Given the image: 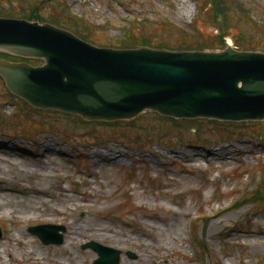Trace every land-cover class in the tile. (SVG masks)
I'll list each match as a JSON object with an SVG mask.
<instances>
[{"label":"rangeland","instance_id":"rangeland-1","mask_svg":"<svg viewBox=\"0 0 264 264\" xmlns=\"http://www.w3.org/2000/svg\"><path fill=\"white\" fill-rule=\"evenodd\" d=\"M4 1L0 15L29 17L25 0ZM208 2L36 7L72 19L100 44H120L127 29L174 47H211L227 32L240 47L264 44V0ZM39 110L12 96L0 77V263L35 264L38 256L39 264H95L102 245L121 250V264H264V122L173 121L152 112L106 124ZM34 185L51 198L41 200ZM169 209L179 210L170 221ZM95 222L113 230L91 239L70 233ZM41 224L63 225L52 228L63 241L44 244L29 231Z\"/></svg>","mask_w":264,"mask_h":264},{"label":"water","instance_id":"water-1","mask_svg":"<svg viewBox=\"0 0 264 264\" xmlns=\"http://www.w3.org/2000/svg\"><path fill=\"white\" fill-rule=\"evenodd\" d=\"M0 52L44 60L35 67L0 57L8 88L39 109L104 121L130 120L144 110L173 118L264 119L262 50L113 48L50 22L4 16ZM43 229L34 231L44 243L63 240L49 225ZM100 252L101 264H119V250Z\"/></svg>","mask_w":264,"mask_h":264},{"label":"bare ground","instance_id":"bare-ground-1","mask_svg":"<svg viewBox=\"0 0 264 264\" xmlns=\"http://www.w3.org/2000/svg\"><path fill=\"white\" fill-rule=\"evenodd\" d=\"M21 172L24 171L23 168H20ZM7 188V187H5ZM31 190L33 191H36L40 196V198H42L41 200L45 199V197H49L51 198V195L48 194V196H45V188L44 187H36V185L31 186L30 187ZM45 196V197H44ZM12 198V196H11ZM9 203V201H7ZM45 202H47V200H45ZM5 204V203H4ZM12 205L14 204L13 202L11 203ZM8 204H6L7 206ZM11 207V206H10ZM169 211H171L167 217V220L170 221V218L171 217H174L176 216L178 213H179V210H173V209H169ZM158 219L162 218L163 216H161L160 214L158 215ZM26 217H22V219H24ZM21 219V221H22ZM24 221V220H23ZM75 224V222H73ZM157 225H159V223H157ZM113 230V229H112ZM112 230H110V228L106 225H103L101 223H98V222H95V223H92L90 226L88 227H78V226H74V231L71 230V234H73V237H77L80 239L81 238H86V239H91V238H102V233H105V232H111ZM10 250V249H9ZM64 250H67V249H64ZM1 257V256H0ZM38 257V256H37ZM36 256H33L32 259H33V262H35V264H39L41 263V261L37 258ZM13 257L10 258L9 262H14L13 261ZM75 261V260H74ZM0 264H3V262H1ZM84 264H91L90 260L89 259H86Z\"/></svg>","mask_w":264,"mask_h":264},{"label":"trees","instance_id":"trees-1","mask_svg":"<svg viewBox=\"0 0 264 264\" xmlns=\"http://www.w3.org/2000/svg\"><path fill=\"white\" fill-rule=\"evenodd\" d=\"M224 1H226V0H213V3H214V6H218L219 4H221V3H224ZM213 3L212 2H208V3H206V7L207 6H212L213 5ZM50 18L51 19H53L54 21H56V22H58V23H62V24H65V25H69V26H71V25H74V26H76L75 25V23H74V21L71 19H68V18H60V17H57L56 15L55 16H51L50 15ZM159 26H161V30H162V28H164L163 26H162V24H160ZM165 26V25H164ZM176 28L179 30L178 32L180 33V34H187L188 32L185 30V29H183V28H180V27H177L176 26ZM129 30H131V29H127L126 30V32H127V34H126V37H125V40L124 41H121V43L119 44V45H127V44H132V45H138V44H147V45H149V44H151V45H154V46H168V45H162L160 42H158V41H150L149 43H146V42H144L143 41V38H144V36L143 35H141V37L140 36H138V38L137 37H135V36H133V34H132V32L131 31H129ZM187 32V33H186ZM91 33V30H89L88 31V37L92 40L93 38L89 35ZM87 34V33H86ZM137 34V33H136ZM226 34H228V32L226 33ZM96 41V40H95ZM234 42H236V44H240L241 42H240V40L238 39V38H234ZM221 44H223V39L219 36V37H217V40L215 41V44L213 45V46H215V45H221ZM209 44H204V46H208ZM173 45H171V46H169V47H172ZM204 46H198V45H194L193 47H204ZM174 47V46H173ZM183 46H176V48H182ZM192 47V48H193ZM257 47H264V44L263 43H261V44H259Z\"/></svg>","mask_w":264,"mask_h":264}]
</instances>
